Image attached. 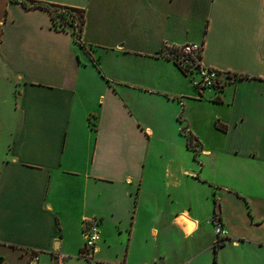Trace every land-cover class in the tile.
<instances>
[{"label": "crops", "instance_id": "obj_1", "mask_svg": "<svg viewBox=\"0 0 264 264\" xmlns=\"http://www.w3.org/2000/svg\"><path fill=\"white\" fill-rule=\"evenodd\" d=\"M25 1L83 9L86 26L82 47L0 0V264H201L215 214L222 250L264 246V0ZM191 42L231 75L220 92L200 98L162 55Z\"/></svg>", "mask_w": 264, "mask_h": 264}, {"label": "built area", "instance_id": "obj_2", "mask_svg": "<svg viewBox=\"0 0 264 264\" xmlns=\"http://www.w3.org/2000/svg\"><path fill=\"white\" fill-rule=\"evenodd\" d=\"M203 44L191 42L187 44L165 46L162 55L177 67L181 68L185 76L191 78V82L202 98L208 91L220 92L228 81L233 80L230 74H224L215 68H210L202 63ZM196 142V141H195ZM215 231L219 239L225 237V232L217 216L212 218ZM84 246L80 256L84 260H93L98 252V244L101 239V231L98 218L86 220L83 224ZM30 264H41L40 256L32 255Z\"/></svg>", "mask_w": 264, "mask_h": 264}, {"label": "trees", "instance_id": "obj_3", "mask_svg": "<svg viewBox=\"0 0 264 264\" xmlns=\"http://www.w3.org/2000/svg\"><path fill=\"white\" fill-rule=\"evenodd\" d=\"M12 1L20 2L23 5H25V7L28 9L41 8L42 10H46L52 17L53 25H54L53 28L56 29V31H61V32L70 31V32H72V34L75 36L77 42L82 47H84L82 35H83L84 28L86 26V16H85L86 11L85 10L77 9V8H73V7H67V6H57L56 4H43V3L37 2V1H31V2H26L25 0H12ZM68 26L71 29H68L67 28ZM179 69L182 71L181 68H179ZM188 140H189L188 147L193 149V150H197L198 146H197L194 138L189 137ZM196 156H197V153H196ZM215 216H217V214H215ZM225 243H226L225 239L220 238L214 244V246H213V250H214V254H215L214 255V264H218L217 255L219 253V249L222 248L225 245Z\"/></svg>", "mask_w": 264, "mask_h": 264}, {"label": "rangeland", "instance_id": "obj_4", "mask_svg": "<svg viewBox=\"0 0 264 264\" xmlns=\"http://www.w3.org/2000/svg\"><path fill=\"white\" fill-rule=\"evenodd\" d=\"M67 28L71 29L69 26ZM187 78L191 82V78ZM197 158L199 157L197 156ZM153 253V250L149 249L145 252V250L138 248V251L134 253V257L136 260H150L153 257ZM233 254H240L239 264H264V246L252 244L250 242L242 243V246H240V252L230 247H227L226 249L224 248L223 250L220 248L217 255L218 264H231ZM214 255L213 250H207L201 255V264H214Z\"/></svg>", "mask_w": 264, "mask_h": 264}, {"label": "water", "instance_id": "obj_5", "mask_svg": "<svg viewBox=\"0 0 264 264\" xmlns=\"http://www.w3.org/2000/svg\"><path fill=\"white\" fill-rule=\"evenodd\" d=\"M60 260H59V257H55L53 259V263L52 264H59Z\"/></svg>", "mask_w": 264, "mask_h": 264}]
</instances>
